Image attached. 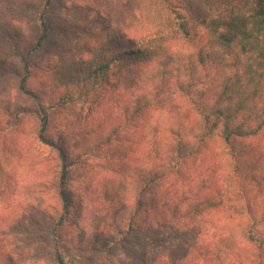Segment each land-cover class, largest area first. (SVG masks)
<instances>
[{
  "label": "rangeland",
  "instance_id": "1",
  "mask_svg": "<svg viewBox=\"0 0 264 264\" xmlns=\"http://www.w3.org/2000/svg\"><path fill=\"white\" fill-rule=\"evenodd\" d=\"M47 1L27 0L28 10L0 0V264H57V250L65 264H198L199 252L204 258L209 251V260L201 264H250L238 256L251 248L244 230L257 221L264 231V181L229 187L232 172L218 140L185 164V159H171L172 131L190 137L192 109L186 101L187 107L177 109L179 117L160 107L136 114L145 80L137 71L112 74L107 82L87 79L113 33L133 41L135 50L151 52L169 43L173 51L193 53L165 6L174 4L189 21L191 36H200L201 23L190 17V7L199 14L198 3L51 0L46 6ZM251 3L239 0L232 7L245 12ZM211 14L199 15L202 20ZM42 15L48 37L32 51L42 33ZM235 54H241L237 48L230 60ZM24 77L30 95L20 90ZM150 81L153 91L161 85ZM41 106L49 118L46 135L59 149L39 140ZM192 121L198 134L194 113ZM244 143L264 147V133ZM60 151L67 156L64 184ZM251 165L252 175L256 157ZM170 188L190 192L185 204L178 201L185 213L157 222L152 204L157 199L160 209L174 204L176 199L162 198ZM248 204L257 212L255 221ZM254 262L264 263V253Z\"/></svg>",
  "mask_w": 264,
  "mask_h": 264
},
{
  "label": "trees",
  "instance_id": "2",
  "mask_svg": "<svg viewBox=\"0 0 264 264\" xmlns=\"http://www.w3.org/2000/svg\"><path fill=\"white\" fill-rule=\"evenodd\" d=\"M9 1L10 3L7 5L10 7L32 10V7L25 2L27 0ZM161 1L167 2L168 0ZM195 1L198 3L200 15L208 10H211L213 14L217 13L201 20V16L194 14L196 12L190 7L191 13H193L190 16L191 20L201 23L203 35L200 36L198 34L191 36L189 21L184 20L185 18L178 14V11L174 9V4L169 3L165 6L166 12L174 15L173 22L183 30L186 46L190 50L195 48L193 53L188 54L184 52L186 51L184 49L173 51L174 49L168 45L169 43L154 48L151 52L144 48L135 50L130 48L133 41L126 40L119 34L113 33L111 38L107 34L110 44L106 50L103 49L100 59L87 73V79L90 81L94 79L93 81L98 83L107 82L112 74L117 73L124 76L126 72L137 71L139 73L137 75L145 77V80L140 83V95L134 111L136 114L141 115L144 109L152 111L155 107H160L162 110H173L179 117L180 111L177 110L179 106L183 105L182 109H184L189 104L197 116L198 134L193 133L191 129L192 111L188 113L191 124L188 127L187 136L190 137L183 139L179 135L180 133L172 131V140L174 141L172 152L174 155L171 159L180 158L174 161H181V163L182 159H185V164L188 160L195 159L200 150L202 151L213 141L218 140L225 146L222 154L229 161L228 172H232L227 177L230 183L229 187H235L240 183L246 187L249 186L250 180L254 184H262L264 181V147L256 148L247 143L242 145L241 142L255 140L264 133V0H252L251 6L245 12H236L232 7V5L237 7L239 0ZM50 4L51 0H48L46 6ZM40 23L42 33L32 51L42 47L48 37V25L43 15L40 17ZM107 32L115 31L109 28ZM236 48L241 54L240 56L235 54L234 58H237L230 60L232 50ZM29 54L28 52L27 55L22 56L24 64ZM186 64L187 66H185ZM155 69L157 72H154ZM150 78L161 83L160 86L156 84L155 91L150 89ZM20 90L24 94L30 95L26 77L21 80ZM34 97L38 99L36 96ZM41 107L39 140L46 146L59 149L56 142L46 135L49 118L44 107ZM165 149L167 148L164 147L162 151H166ZM60 157L62 160L61 180L64 184L68 174L67 156L63 151H60ZM255 157L258 159V166L251 175L249 171L252 170L251 164ZM260 166H263L262 170H260ZM223 183L224 185L228 184L227 182ZM262 185L261 191L263 190ZM202 190L206 191L207 188ZM169 192L170 194L166 190L162 193V198L176 199L174 204L168 205L164 209L159 208L160 201L158 199L154 202L155 204H152L157 206L154 211L157 222H160L162 218L166 220L173 216H179L180 212L182 216L185 213L179 210L178 201L181 199L185 204L187 202L185 196L190 192L180 191L177 188H170ZM222 193L225 195L227 191L223 190ZM242 193L238 192L239 195ZM62 197L65 201V210H67L69 205L65 192L62 193ZM192 198L199 200V193ZM204 200L206 202L209 198ZM251 200L254 201L253 198H249V201ZM172 209H174L173 213H171ZM198 210L194 212L197 213ZM248 211L254 221L257 220V212L251 204H248ZM230 212L233 211L230 210ZM259 227L260 223L256 221V224L243 232L251 248L242 250L238 257L245 259L250 264H255L254 261L259 260L264 253V231L259 230ZM255 246L257 248L254 250ZM199 254L198 264L207 263L212 255L210 251L204 258H202V252ZM196 255H198L197 252H195ZM55 256L57 264H65L64 258L58 250ZM262 264L264 263L262 262Z\"/></svg>",
  "mask_w": 264,
  "mask_h": 264
}]
</instances>
